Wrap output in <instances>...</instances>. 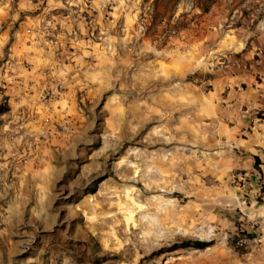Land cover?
<instances>
[{
	"label": "rangeland",
	"instance_id": "374dc122",
	"mask_svg": "<svg viewBox=\"0 0 264 264\" xmlns=\"http://www.w3.org/2000/svg\"><path fill=\"white\" fill-rule=\"evenodd\" d=\"M2 1L0 77L16 40L45 83L11 104L37 137L0 182V264H264V169L212 82L264 0ZM186 239L210 245L150 255Z\"/></svg>",
	"mask_w": 264,
	"mask_h": 264
},
{
	"label": "crops",
	"instance_id": "0c3cea01",
	"mask_svg": "<svg viewBox=\"0 0 264 264\" xmlns=\"http://www.w3.org/2000/svg\"><path fill=\"white\" fill-rule=\"evenodd\" d=\"M0 3L5 8L7 2ZM20 22L22 24L25 21ZM24 26L21 25V28ZM3 32H6L8 36L12 34L10 26L0 30V33ZM259 38L252 41V45L247 49L243 47L239 56L232 60L226 69L220 71L219 76L215 77L212 82L216 88L215 94L221 96L219 105L228 107V114H224L221 121L233 120L234 123L231 127L238 130L246 129L250 137L243 138L247 142L245 146L251 147L248 150L254 157L260 158L261 164L258 165L264 169V36ZM12 48L13 50L8 54L14 58V75L21 73L23 75L12 81L6 74L0 77V97L4 95L9 106L7 110L0 111V182L6 179L8 167L20 166L26 153L24 143L33 140L34 136L37 137V132L32 131V128L23 127L25 121L31 122V114H27V111L24 112V109L18 110L14 106L32 98L30 89L38 87L36 82L45 83L44 80L36 79L35 82H32L27 79V77L36 78L34 72H37L38 67L33 63L29 65V69L24 71L19 62L25 57L29 58L31 54L24 51L16 40L10 45V49ZM254 54H260V59H254ZM9 62L11 59L7 58L4 65ZM239 84L244 86H239ZM262 115L263 118H261ZM38 147L37 145L36 150Z\"/></svg>",
	"mask_w": 264,
	"mask_h": 264
},
{
	"label": "trees",
	"instance_id": "16d2710c",
	"mask_svg": "<svg viewBox=\"0 0 264 264\" xmlns=\"http://www.w3.org/2000/svg\"><path fill=\"white\" fill-rule=\"evenodd\" d=\"M256 163H257V159L255 158V164ZM262 189H264V182L262 185ZM209 245H210V242H208V241H204V240H200V239H186V240H182L180 242L173 243L170 246L159 248L158 250L153 251L150 255L151 256L152 255H160V254L165 253V252H171V251H175V250H179V249H185V248L203 249Z\"/></svg>",
	"mask_w": 264,
	"mask_h": 264
},
{
	"label": "built area",
	"instance_id": "2783aa9c",
	"mask_svg": "<svg viewBox=\"0 0 264 264\" xmlns=\"http://www.w3.org/2000/svg\"><path fill=\"white\" fill-rule=\"evenodd\" d=\"M59 88H61V86ZM52 94H53V91L52 90L46 91L44 97L45 98H48V97L50 98L52 96ZM245 242H246V239L240 238L237 243L239 245H243Z\"/></svg>",
	"mask_w": 264,
	"mask_h": 264
}]
</instances>
